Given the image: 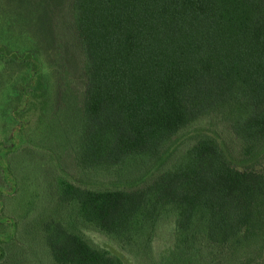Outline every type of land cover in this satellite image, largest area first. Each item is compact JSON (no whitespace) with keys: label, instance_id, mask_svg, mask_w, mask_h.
Instances as JSON below:
<instances>
[{"label":"trees","instance_id":"trees-1","mask_svg":"<svg viewBox=\"0 0 264 264\" xmlns=\"http://www.w3.org/2000/svg\"><path fill=\"white\" fill-rule=\"evenodd\" d=\"M62 2L63 20L56 33L42 32L45 43L27 19L17 36L4 31L14 22L0 26L9 110L21 129L35 116L25 142L58 168L65 158L83 179L109 177L113 186L51 177L71 214L34 220L24 239L5 213L13 203L0 199V264L13 263L16 245L55 264H126L83 227L138 257L158 250L154 264H264V0ZM71 51L82 73L77 93ZM62 104L73 118L63 140L48 139V117ZM188 134L191 148L174 161ZM17 149L13 141L0 156L10 178L7 156ZM19 187L14 216L22 218L34 200L25 181Z\"/></svg>","mask_w":264,"mask_h":264},{"label":"rangeland","instance_id":"rangeland-1","mask_svg":"<svg viewBox=\"0 0 264 264\" xmlns=\"http://www.w3.org/2000/svg\"><path fill=\"white\" fill-rule=\"evenodd\" d=\"M26 19L33 22L34 25H37V27L35 26L32 30L33 34L36 32L38 35L35 39H38L40 43H45V37L42 35V32L44 33V31H47L48 29L52 33H56V27L63 20V2L62 0H0V26L6 29L9 21L15 23V25L9 26V28L15 30H4L6 34L17 36L19 33V31L16 30L18 29V24L21 20ZM41 24H45L48 27L45 26V28H47H44L39 32ZM49 35L52 36L51 34ZM14 41L17 42L15 39L11 40V42ZM11 47H15V44L11 43ZM69 55L70 58H72L70 73L78 84V86L74 87L75 93H77L82 87V73L78 65L79 61L77 60V54L74 51H71ZM50 71L53 70H47V72ZM9 87L10 84H8L7 78L0 76V143L2 144L0 146L2 149L0 156L1 154L5 156L4 152L11 149L13 141L18 148L16 151H13L12 154L7 156L8 160H12L11 173L13 177L10 178L6 176V174L0 169V199L8 204L13 203L11 206H5V213L9 217H12L13 219L15 218L16 223H20L17 230H20L19 232L23 234V236L20 234L19 236L24 239L27 236V232L30 233L31 230L35 232L36 228L30 226L34 220L35 223L43 225L52 218L61 219L71 214L72 210H70L68 206H61L58 198L54 195L55 191L52 188L53 185H51V183L49 184L51 177H58L90 187L102 184L103 186L112 187L113 185L111 182L113 181V178L87 177V179H83L81 173L78 170H75L73 165L65 158L61 161L62 168H58L55 161L51 159L49 152L46 150H40L39 148L36 149V146L29 145L25 142L27 135L34 130L30 124L33 120L35 121L36 118L33 116L31 123L29 124V130L21 129L20 126L22 121L17 119L16 115L9 110ZM53 96H57L56 90L53 91ZM56 110L58 111L56 113L53 111L52 116H49L47 120V138L49 139L52 136L63 140V126H66L71 122L70 119L73 118V113L72 109L63 106V104L58 105L55 108V111ZM40 129L42 128L40 127ZM190 136L191 134L185 135L177 142L173 156L174 161L182 159L191 148L192 141L189 139ZM21 140H23L24 143H21ZM11 180H16L18 187H15L14 189ZM22 180L25 181L26 186H28L27 189H24L29 192L28 195L34 200V210L27 215L23 214V219L19 218L17 215L14 216V210L16 208V206H14L15 202H20L24 197L23 189L22 187H19ZM32 192H35L33 194L35 196H32ZM9 226L11 225L9 224ZM8 231L10 234L13 230L9 227ZM16 232L18 233V231ZM83 232L98 247L110 251H117L119 254L125 255L124 259L126 264H154L159 258L158 250H156L152 258L138 257L132 252L127 250L124 251L114 239L91 227H83ZM161 233L165 238L160 239L156 244L163 246L167 233L166 230H162ZM16 247L15 250L13 248V250L8 252L7 255H12V264H55L49 257L38 258L35 255L34 257L32 253L24 249L22 246L16 245Z\"/></svg>","mask_w":264,"mask_h":264}]
</instances>
